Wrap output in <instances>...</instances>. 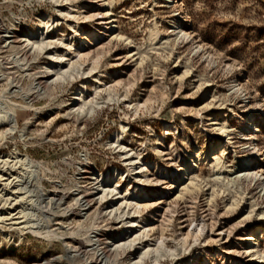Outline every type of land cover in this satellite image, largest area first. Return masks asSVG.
<instances>
[{
    "label": "rangeland",
    "instance_id": "1",
    "mask_svg": "<svg viewBox=\"0 0 264 264\" xmlns=\"http://www.w3.org/2000/svg\"><path fill=\"white\" fill-rule=\"evenodd\" d=\"M40 33L44 52L26 42ZM0 107V158L32 167L48 232L0 224V264H136L160 239L156 264H264V233L247 241L264 227V0H0ZM137 222L148 237L116 249Z\"/></svg>",
    "mask_w": 264,
    "mask_h": 264
},
{
    "label": "bare ground",
    "instance_id": "2",
    "mask_svg": "<svg viewBox=\"0 0 264 264\" xmlns=\"http://www.w3.org/2000/svg\"><path fill=\"white\" fill-rule=\"evenodd\" d=\"M109 15H110L109 13H106V16H109ZM113 28H114V26H113V22H112L110 25V30H112ZM39 32H40V30H39ZM38 35L43 36L42 33L28 35L26 42L32 48L39 49L40 52H44L45 50L50 48V45L48 43H45L43 40H40ZM72 47H73L72 44H69V46H66L67 51H70L72 49ZM49 54L51 56L52 53H49ZM50 59L53 60V57H51ZM56 60H58L60 63H62L65 59H63V58L58 59L57 58ZM56 60L54 59L53 63L48 68H46V72L47 71L50 72L53 68H55L54 64L56 63L55 62ZM75 65H76V63H70L69 68L66 71L57 72V78L55 80L56 83H57V80H59V81L65 80L66 81L67 79L72 78L73 72L71 70L73 69L72 67H74ZM41 84L43 85V82ZM45 84L48 85L46 82H45ZM12 123H14L12 115L9 112L5 111V109H2L0 107V124H6L8 126V125H11ZM12 125H11V127H12ZM14 128H15V125H14ZM226 130L227 129L225 127H222L219 129V132L223 135V134H225ZM10 156H15V154H11ZM124 156H125V162L126 161L128 162V166L130 168L139 165V160L137 158H132L133 154L129 155V154L125 153ZM204 156H205V154H203L202 152H197V158L192 156L190 159H193V161L189 162V163H191V167L193 166V163H196V159L199 160V158H203ZM9 158L13 159L12 162H9L10 160H3L2 158H0V224L7 226V227H10V228L14 227L15 230L17 231L16 234H17V238L19 240L24 235L23 233H27V232H30L33 234H44V233L48 234V232L45 231L46 230V227L44 226L45 223H44V220L42 218H40L41 216H40L39 212L32 210L33 209L32 207L35 205V201L33 200V197L31 196V194H33V193L30 192L31 190L30 191L27 190V186H28L27 184L28 183L24 182V180H26V177L31 179L33 172H31L29 168L32 169V167L29 166V163L26 161V159L19 158L18 156H15L14 158H11V157H9ZM17 166L19 168H22L23 171L25 170V172H20L17 175H15L16 177H13L12 171L18 170L19 168ZM243 167H245V165H243ZM27 170H29V172ZM136 170L138 172L137 175H142L144 172H146L147 169H146L145 165H140L139 167L134 169V171H136ZM6 173H8V174H6ZM191 175L192 174L190 173V170L188 169V174L186 175L187 176L186 181H192V179L190 178ZM119 176H120V174L116 173V177L118 178ZM247 177L252 182H257L261 178V176L258 175V173L247 175ZM94 182L97 184L100 182H105V178L103 175H98L94 178ZM31 183H33V182H31ZM262 185H263V190H264V179H262ZM115 190H116V188L114 190H105L102 197H101L102 202L109 199L108 203H110V204L115 203L117 201L115 199L116 195H113ZM122 196L123 197L120 199L121 206H125L127 208L133 207L132 209L135 208L133 210V215L139 214L140 204L137 203V201H139L138 195L131 194V195H122ZM34 197H36V196H34ZM61 197H63V196H61ZM60 200H62V198ZM60 200H58V202ZM37 201H38V199H37ZM86 203L89 205V201L86 200ZM30 207L32 209H28ZM230 207H232V206H230ZM110 214H111V212H110ZM249 217L250 216H248L247 218H249ZM118 219H121L120 215H119ZM258 220L262 222L264 220V215L259 214ZM132 228H138V232H139L138 238L136 237V239L134 238L127 243H123L120 245L117 244V246L115 247L116 249H118V250L126 249V251L129 250L130 252H134L136 250V242L139 239H143L144 237L145 238L148 237V232H147L145 226L138 224V222L133 224ZM251 232H252V234L247 236V241H250V242L256 241L257 240L256 237L258 238L260 236V233H262V234L264 233V227L257 228V229L254 228ZM2 233H3L4 239L6 241H8V242L12 241L11 236L5 234V232H2ZM99 239H97V241H100ZM153 247L154 248H150L149 246L145 247L146 249L137 258L136 264H143L148 260L151 261L152 263L156 264V263H159L161 260H163L169 256L168 253L165 251L166 246H165L163 239L155 241L153 244ZM247 252L250 253L249 250H247ZM107 253H109V252L104 250V252L101 254V255H103V258H106ZM260 259L261 258H259V260ZM259 263H261V262H258L257 264H259ZM190 264H195L194 260Z\"/></svg>",
    "mask_w": 264,
    "mask_h": 264
}]
</instances>
